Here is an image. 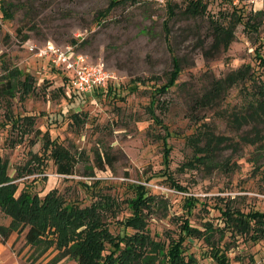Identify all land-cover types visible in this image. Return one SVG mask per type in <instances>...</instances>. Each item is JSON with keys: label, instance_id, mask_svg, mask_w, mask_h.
<instances>
[{"label": "rangeland", "instance_id": "374dc122", "mask_svg": "<svg viewBox=\"0 0 264 264\" xmlns=\"http://www.w3.org/2000/svg\"><path fill=\"white\" fill-rule=\"evenodd\" d=\"M111 1L0 0V155L10 175L20 190L27 187L44 196L58 189L67 201L82 206L109 196L115 234L124 231L122 220L132 214L129 201L136 197V185H143L145 195L154 196L147 212L154 239L165 244L178 240L188 218L202 233L184 243L195 264L214 263L208 255L212 244L228 245L232 264L259 257L264 240L254 242L226 229L222 211L264 212V123L235 120V115H246L264 80L256 56L258 51L264 56V14L252 17L256 27L251 30L238 24L228 50L215 47L211 19L225 21L234 10L247 19L264 11V0H205L206 12L196 17L187 14L190 0L164 5ZM6 5H12L11 17L1 8ZM50 43L72 45L89 61L102 63L114 79L107 88L72 96L67 72L30 48ZM174 56L182 68L177 84L157 92L173 69ZM15 68L20 72L14 75ZM245 68L251 77L246 74L226 89L217 105L201 107L198 99L215 79ZM12 78L16 89L8 92L4 83ZM26 80L29 89L23 87ZM25 115L35 121L28 132L12 126V120ZM207 129L223 138L218 156L223 165L192 162L189 139ZM45 131L75 155L72 174L57 173L41 138ZM35 153L41 161L33 162L29 172ZM191 198L197 200L189 207ZM10 220L0 210V225ZM8 242L2 264L17 263V258L20 264H78L70 257L56 261L55 244L41 254L47 244H30L25 231L13 232Z\"/></svg>", "mask_w": 264, "mask_h": 264}, {"label": "trees", "instance_id": "16d2710c", "mask_svg": "<svg viewBox=\"0 0 264 264\" xmlns=\"http://www.w3.org/2000/svg\"><path fill=\"white\" fill-rule=\"evenodd\" d=\"M125 1L128 2L129 0H113L111 3L115 5ZM130 1L134 2L135 0ZM11 6L1 7L6 17L12 16ZM169 8H171L170 5ZM186 10L187 14L196 17L206 12L207 3L205 0H190ZM262 14L264 11L261 10L248 14L247 19H245L243 14H238V11L234 10L228 17L226 16L225 21L223 18L220 20L211 19L215 47L228 50L235 39L237 25L243 23L246 29L251 30L256 27V21L253 22L252 17L257 20ZM26 38L27 36L24 37V39ZM256 56L260 59V65L264 66V56L259 51L256 52ZM15 71L20 72L15 68L12 71L14 75ZM181 71L180 60L174 56L173 69L170 71L167 81L156 88L157 92H166L168 88L175 86ZM246 74H249V77L252 76L250 69L248 71L246 68L239 69L228 74L226 78L215 79L212 87L198 99L201 107L217 105L223 92L240 79L246 78ZM4 84L8 92H13L16 89L13 78ZM30 85L31 81L29 80L23 82L25 89H29ZM257 87L259 89L255 94L256 96L246 107V115H235V120L240 125L251 122L264 123L263 79ZM81 94L72 88V96ZM154 105L155 100L153 99L150 107L154 109ZM34 123L32 115H25L19 117L18 120H12L13 127H23L25 132H28L27 126L33 127ZM21 135L23 136V134ZM41 138L44 140L45 151H50L57 173L72 174L77 163L75 155L51 138L48 131H45ZM222 140L221 136L216 135L210 129L205 130V132L199 131L190 137L189 142L194 151V159L192 160L194 165L206 167L216 164L223 165L218 162ZM40 158V155L32 154L28 162L30 164L27 168L29 172L34 169L32 163L40 162ZM171 185L179 190L184 189L178 183ZM145 194L143 185H136V197L129 201L132 214L122 220L124 231L115 234L110 229L111 220L109 217L112 206L109 205L113 201L109 196L105 195L92 204L82 206L67 201L58 189H52L44 196L32 193L31 189L27 187L20 190L16 177L9 173L8 161L3 160L0 155V210L11 219L8 225H0V239L6 243L13 232L25 231L26 241L30 244L36 246L47 244L41 254L47 252L55 244L59 252L56 261L70 257L76 260L78 264H195V259L192 256L187 257L184 243L186 237L201 236V230L193 227L186 218L181 224V235L178 240L165 244L154 239L147 229V212L153 209L154 196ZM188 200L187 205L192 207L197 199ZM222 215L226 229L232 230L235 235L246 236L254 242L264 240L263 211L244 212L236 207H227L222 211ZM212 227L211 225L210 232H213ZM128 229H132L133 232H127ZM205 240L208 241L207 237ZM229 249L228 245L222 247L212 244L211 252L208 253L214 260L212 264H232Z\"/></svg>", "mask_w": 264, "mask_h": 264}, {"label": "built area", "instance_id": "2783aa9c", "mask_svg": "<svg viewBox=\"0 0 264 264\" xmlns=\"http://www.w3.org/2000/svg\"><path fill=\"white\" fill-rule=\"evenodd\" d=\"M137 1H150L156 5H164L170 0ZM30 48L38 56L48 58L56 68L66 71L71 79V88L82 94L107 88L109 81L114 79L102 63L89 61L85 54L77 52L72 45L58 46L50 43L40 48L31 45ZM240 264H264V253L254 259L244 260Z\"/></svg>", "mask_w": 264, "mask_h": 264}, {"label": "crops", "instance_id": "0c3cea01", "mask_svg": "<svg viewBox=\"0 0 264 264\" xmlns=\"http://www.w3.org/2000/svg\"><path fill=\"white\" fill-rule=\"evenodd\" d=\"M89 94H91V93H89ZM9 244L10 243L8 241L6 243H3L2 241H0V257L2 254H4L9 249ZM10 261H11V259H10ZM0 264H2V263H0ZM11 264H20V262L18 261V258H17V263L16 262L14 263L13 261H11Z\"/></svg>", "mask_w": 264, "mask_h": 264}]
</instances>
